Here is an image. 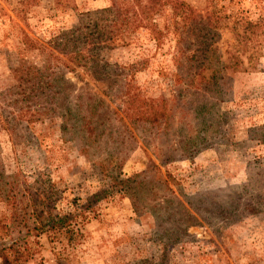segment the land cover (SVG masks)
Masks as SVG:
<instances>
[{"label":"rangeland","instance_id":"obj_1","mask_svg":"<svg viewBox=\"0 0 264 264\" xmlns=\"http://www.w3.org/2000/svg\"><path fill=\"white\" fill-rule=\"evenodd\" d=\"M184 1L211 23L205 54L199 47L206 29L195 24L180 35L182 24L167 6L156 17L164 31L159 49L141 28L128 45L103 48L88 67L66 72L58 64L65 57L52 48V37L77 25L81 13L108 6L110 0H0V186L5 183L6 191L16 193L15 206L21 204L23 189L35 187L36 181L45 187V180L51 179L57 209L63 211L73 199L82 202L104 186L105 179L94 165L105 159L106 149L83 152L78 140L61 132L62 107L74 104V95L91 88L108 106L102 120L110 119L115 132L125 136L115 117L131 130L122 113L123 85L128 79L149 95H175L174 40L182 36L196 43L191 46L192 51L198 50L195 63L203 64L197 67L195 87L186 97L192 98V108L198 107L195 112L189 107L181 118L183 125H162L146 135L133 131V138L122 148L111 144L113 153L124 160L123 175L150 164L171 175L173 193L164 194H174L183 202L188 210L183 222L171 206L172 217L162 213L158 218L151 211L158 214L153 199L147 198V205L135 211L128 196L112 193L79 220V232L72 240L52 232L35 237L33 231L34 252L27 264H134L141 259L162 260V264H264V141L250 139L264 134V40L253 67L222 70L211 85L206 83L212 70L224 64L226 50L240 47L242 37L249 34L244 25L224 29L217 10L225 6L236 18L255 22L264 16V0ZM35 42L42 50L33 47ZM44 48L59 58L52 59L49 67ZM52 71H56L53 77ZM52 81L57 100L50 89ZM203 102L204 113L198 109ZM196 136H204L208 146L192 158L183 157L181 142L192 143ZM170 156L173 159L163 163ZM11 213L0 194V244L24 234V221Z\"/></svg>","mask_w":264,"mask_h":264},{"label":"trees","instance_id":"obj_2","mask_svg":"<svg viewBox=\"0 0 264 264\" xmlns=\"http://www.w3.org/2000/svg\"><path fill=\"white\" fill-rule=\"evenodd\" d=\"M208 1L215 4L214 0ZM27 6L24 4L23 9ZM167 6L172 11L174 20L182 24L184 31L180 35L185 31L190 32L195 24H202L203 29H206L203 37H201L203 40L200 44L202 45L199 47L200 52L205 54L206 48L209 46L205 34L212 29L211 23L208 20H203L202 15L195 14L194 9L184 0H110L108 6L81 13L77 25L62 29L52 37V48L65 57V61L58 64H61L66 72L76 68L88 67L89 62L98 55L101 49L128 45L132 35L141 28L146 30L156 49H159L164 31L158 26L156 17L163 13ZM223 13L224 15H222ZM216 16H219L217 17L218 21L224 19V29L228 27L235 29L238 25H244L249 34H246L244 38L242 37L240 47L236 46L235 48L234 45L228 51L226 50L227 55L224 57V64L219 69L214 68L212 70L211 76L206 82L208 84L213 82L216 73L218 74L222 70L238 72L253 67L264 40V16L255 22L242 21V19L236 18L235 14L228 12L225 6L224 10L222 7L217 10ZM197 18L202 21H197ZM183 42L187 43L186 46L181 44ZM193 44L196 46V43L184 36L174 40V56L177 58L174 83L178 86L176 94L172 97L168 98L162 94L158 96L149 95L140 85L131 83V79L124 83L122 94L125 100L123 101L122 113L127 118L131 130L126 127L122 118L116 116L115 119L120 121L125 130V136L115 132L110 119L102 120L103 110L108 106L106 107L105 101L96 93L90 92L91 88L86 87L87 90L74 95V104L71 106L62 107L61 116L64 118L60 127L62 133L69 134L71 139L78 140L80 150L83 152L92 151L94 153L106 149L107 152L104 151L106 153L105 159H100L94 165L96 171L104 177L105 184L96 191L87 194L82 202L73 199L66 208L67 210L63 211L57 209L58 196L55 184L51 179L45 180L47 182L45 187H41L42 182L36 181L35 187L23 189L24 192L20 194L19 199L20 206H15L18 197L16 193L6 191L5 183H2L0 186L1 197L10 206L11 216L24 221L25 230L23 235L11 240L10 243L0 244L1 264H27L34 252L30 241L33 231L35 237L42 233L52 232L60 237L68 235V239L72 240V237L79 232V220L85 219L93 211L95 203L106 199L112 193H122L128 196L135 211H141L139 207L147 205V198L153 199L155 201L153 208L158 211V214L153 209L151 211L158 218L162 213L167 218L172 217L168 212L171 206L173 210L177 209L175 213L180 216V221L183 222V219L188 216V210L183 202L174 194L170 196L164 194L165 192L173 193L170 188L173 183L171 175L161 173L157 164H150L144 170L128 176L123 175L121 169L124 160L113 153L111 144L114 149L117 146L122 148L133 138V131L139 132L141 130L146 135L152 132V129H160L162 125L167 127L183 125L181 118L188 114L193 102L192 98H186L187 93L195 87L194 78L199 74L197 67L203 65L200 61L198 62L200 64L195 63L198 50L196 48L194 51L191 50ZM33 45V47L42 50L37 42ZM244 53H247L245 57L242 56ZM42 54L48 67L52 59H59L53 51L48 52L47 48H44ZM205 68H207L206 65L201 71ZM55 72L52 71V77L56 75ZM41 82L42 77H38V85L41 86ZM55 85L56 83L52 81L50 89L52 96L56 97L57 100L58 91ZM214 85L216 87V83ZM210 88L211 86H205L206 90ZM73 105L74 107H72ZM197 107L195 104V107L192 108L194 112ZM198 109L204 113L206 103L203 102ZM176 121H178L177 124ZM254 128H250V133L255 132ZM115 135H117L116 139ZM262 135L264 137V134H260V137L252 135L250 139L261 142L264 141ZM181 143L180 149L185 158H192L194 154L209 144L204 136L194 137L192 143ZM172 157L174 156L163 160V163L171 161ZM7 183L12 188L11 182L8 181ZM165 209L169 214L165 212ZM134 264H162V260L159 263H153L147 259H141Z\"/></svg>","mask_w":264,"mask_h":264}]
</instances>
